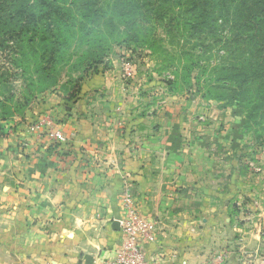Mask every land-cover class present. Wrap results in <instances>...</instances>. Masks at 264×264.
<instances>
[{"label":"crops","instance_id":"1","mask_svg":"<svg viewBox=\"0 0 264 264\" xmlns=\"http://www.w3.org/2000/svg\"><path fill=\"white\" fill-rule=\"evenodd\" d=\"M159 89L147 97L143 80L99 72L74 97L41 93L1 123L0 264H105L122 242L113 223L126 188L155 225L144 248L159 264H203L219 250L226 264H254L264 253V162L243 160L241 116ZM40 116L65 143L29 129Z\"/></svg>","mask_w":264,"mask_h":264},{"label":"trees","instance_id":"2","mask_svg":"<svg viewBox=\"0 0 264 264\" xmlns=\"http://www.w3.org/2000/svg\"><path fill=\"white\" fill-rule=\"evenodd\" d=\"M210 1L216 4L215 11L223 21L224 28L236 27L240 30L228 35L225 44H237L236 50L243 60L241 68L238 70L230 63L222 67V73L226 74V79L230 81L225 79L219 88L229 93L231 102H236V108L243 112L246 121L259 118L260 123H264V106L258 103L264 101V19L261 17L264 12V0ZM210 1L151 0L150 3L144 4L143 14L147 15L145 21L134 17L128 27L123 30L119 28L116 32L110 31L107 38L101 36L106 32L104 27L107 21H112L113 17L118 15L116 21L119 23L124 17L122 12L116 13L122 0H114L113 4L104 1L99 3L96 0H71L68 4L59 3L58 0H0V135L1 123L27 108L31 93L43 91L46 87L44 83L56 72L54 66L59 59L61 44L66 42V36L60 39L62 33L74 35L82 32V38L76 41L78 40L79 45L85 49L81 50L77 64L88 67L84 71L90 68L95 70L93 65L108 54L114 42L141 43L144 38L143 29L139 27L141 22L160 24L166 31H171L172 21L176 19L181 28H211V34L214 36L215 28L205 20L209 14ZM165 4L167 7L171 5L174 10V16H170L168 22H165L162 16L166 10L164 8H167ZM131 5L135 7L134 3ZM131 5L128 12L133 14ZM108 11L112 13L107 15ZM258 15L261 18H257ZM181 19L183 22L180 24ZM258 23L262 26L257 28ZM254 29L256 32L248 36L249 40L245 43L247 36L241 37V33ZM122 34L124 36L121 38ZM204 48L200 45L197 53L203 54ZM194 67L203 74L207 71L205 66L196 61L191 63L187 68L188 72L181 76L182 80L186 77L189 80ZM17 77L23 79V90L20 85H15ZM79 80L80 78H77L76 81ZM172 82L174 81L167 78V84ZM75 94L69 95L68 98L74 97ZM246 105L252 106V109H246Z\"/></svg>","mask_w":264,"mask_h":264},{"label":"rangeland","instance_id":"3","mask_svg":"<svg viewBox=\"0 0 264 264\" xmlns=\"http://www.w3.org/2000/svg\"><path fill=\"white\" fill-rule=\"evenodd\" d=\"M70 1L58 0L59 3L65 4H68ZM96 1L99 3L104 1L108 4H113L114 0ZM150 2L151 0H122L120 3L121 7L119 6L117 8L119 11L116 13L119 14L122 12L124 17L122 20L120 19L119 23L116 21L118 15H115L112 21H107V25L104 27L106 32L101 36L108 38L110 31L116 32L119 28L121 30L125 29L134 17L138 20L145 21L147 15L143 14L145 9L144 4ZM133 3L135 7L131 5ZM130 5L132 12H134L133 14L128 12ZM165 7H167L166 4ZM164 9H169L167 12L165 10L163 12L164 15H162L163 20L168 22L170 16H174V10L171 5ZM216 9V4L210 1L208 6L209 14L205 19L206 23L212 24V28H215L216 32L214 36L211 34V28L207 30L201 27H198L200 29L196 28L193 30L188 27L181 28L176 19L172 21L173 27L171 31H166L160 24L155 25L153 22L151 24L141 22L139 27L143 29L144 35L141 43L129 44L114 42L108 54L97 64L93 65L95 70L90 68L84 71L88 67L77 64L81 50L85 49L82 45H79L78 40L76 41V39L82 38V32L74 35L62 33L60 39L66 36V42L61 44L58 53L59 59L54 66L56 72L52 73L47 83H44L46 85L43 84L46 86L43 91L31 93L29 105L44 92H56L68 98L69 95H74L77 92L80 83L89 75L109 71L113 76H119L121 79L143 80L145 84L144 93L147 97L159 96L160 92H163L159 88H163L164 92L170 95L218 99L217 103L221 109H225L227 112L234 114H236L234 112L236 110L241 116L243 122L241 126L242 131L248 136L251 145V147L248 145V150L242 155L243 160L246 164L249 161H251L249 163L256 164V162L260 161V158L264 162V123H260L259 118H250L246 121L243 112L236 108V102H231L229 93L219 88L221 82H224L228 78L226 74L222 73V67L230 63L240 70L243 60H241L236 50L237 44L235 42L225 44L228 35L232 32H240V30L236 29V27L233 29L230 27L224 28L223 21L218 17L215 11ZM110 13L112 12L108 11L106 14L110 15ZM259 17L260 15L257 18ZM261 17L264 19V12ZM182 22L183 19H181L180 24ZM231 22H234V20H231ZM261 26V23H258L257 28ZM255 32V29L252 31L245 30L241 33V37L247 36L246 43L249 40L248 36ZM257 33L259 34L258 30ZM123 36L124 34H122L121 38ZM200 45L205 47L203 54L197 53ZM196 61L207 68L206 73L203 74L198 68L194 67L190 72L189 80H187V77L182 80L181 76L187 73V68L191 66V63H195ZM212 68L215 70H212ZM77 78H80V80L76 81ZM167 78L174 82L167 84ZM226 80L230 81V79ZM15 85H20V89L23 90L22 77H17ZM258 103L264 106V101H259ZM29 105L20 114H16L15 117L22 119ZM246 109L250 110L252 106L246 105Z\"/></svg>","mask_w":264,"mask_h":264},{"label":"built area","instance_id":"4","mask_svg":"<svg viewBox=\"0 0 264 264\" xmlns=\"http://www.w3.org/2000/svg\"><path fill=\"white\" fill-rule=\"evenodd\" d=\"M43 127H45V133L49 140L54 144L66 142L67 138L62 130L55 128L53 122L45 116H40L29 125V129L32 131H39ZM121 200L126 212L124 218L119 222L122 242L115 256L105 264H159L157 259L147 256L144 248L145 244L152 243L156 239L154 223L137 213L133 206V196L128 188L122 192ZM256 255L258 254L256 253ZM227 257L228 254L225 250H219L207 258L203 264H226ZM253 259L254 264H264V253L256 257L253 256Z\"/></svg>","mask_w":264,"mask_h":264},{"label":"water","instance_id":"5","mask_svg":"<svg viewBox=\"0 0 264 264\" xmlns=\"http://www.w3.org/2000/svg\"><path fill=\"white\" fill-rule=\"evenodd\" d=\"M113 228H114V229H118V228H119V226H118V222H114V223H113Z\"/></svg>","mask_w":264,"mask_h":264}]
</instances>
